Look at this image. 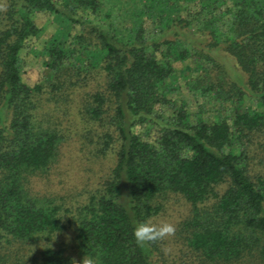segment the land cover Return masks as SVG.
<instances>
[{
	"label": "trees",
	"instance_id": "trees-1",
	"mask_svg": "<svg viewBox=\"0 0 264 264\" xmlns=\"http://www.w3.org/2000/svg\"><path fill=\"white\" fill-rule=\"evenodd\" d=\"M37 14L54 29L42 51L48 75L29 86L21 57L44 31ZM220 51L244 81L226 77ZM189 59L210 66L190 91L231 103L230 115L209 120L175 98L176 63ZM72 102L94 155L114 156L75 211L31 187L61 155ZM259 158L264 165V0H0V264H81L85 255L168 264L160 239L140 245L132 231L173 195L192 206L177 233L201 263L264 264ZM68 228L74 244L52 246Z\"/></svg>",
	"mask_w": 264,
	"mask_h": 264
},
{
	"label": "rangeland",
	"instance_id": "rangeland-1",
	"mask_svg": "<svg viewBox=\"0 0 264 264\" xmlns=\"http://www.w3.org/2000/svg\"><path fill=\"white\" fill-rule=\"evenodd\" d=\"M35 20L44 31L39 38H34L29 43L21 57L22 77L29 86L42 82L48 75L42 51L44 42L54 29L53 18L48 14H37ZM215 57L227 72V78L237 82L244 81V74L230 55L220 51ZM176 68L178 75L175 85L178 91L175 98L180 102L183 101L193 115L202 113L206 119L210 120L219 114H231V103H222L209 95L194 94L188 88L187 83L210 71V66L207 67V64H204L198 67L194 59H189L184 63H176ZM78 101H80V95H75L74 102ZM246 105L258 108L253 99L248 100ZM71 106L69 116L61 118V123L68 134V139L62 146L61 155L49 173L32 179L31 187L37 195L52 198L65 209L75 211L76 207L84 203L88 195L108 175L114 166V156L111 153L105 157L94 155V146L82 137L86 133L85 122L77 114V106L73 102ZM163 111L165 115L172 113L171 107H165ZM260 160V158L257 159L252 165L255 169H264ZM191 210L190 203L181 196L173 195L164 203L162 212L152 219L155 222L168 221L175 225L174 234L160 238L162 243L160 256L168 264H204L197 255L188 251L185 241L177 233L181 223L190 217ZM64 215L65 221L71 218V212L64 211ZM73 238L74 234L68 228L54 237L52 246H72ZM244 264L259 263L247 260Z\"/></svg>",
	"mask_w": 264,
	"mask_h": 264
},
{
	"label": "clouds",
	"instance_id": "clouds-1",
	"mask_svg": "<svg viewBox=\"0 0 264 264\" xmlns=\"http://www.w3.org/2000/svg\"><path fill=\"white\" fill-rule=\"evenodd\" d=\"M174 232L175 225L171 222H155L151 219H144L136 222L132 234L136 242L143 245L145 242L170 236ZM81 264H95V259L85 255Z\"/></svg>",
	"mask_w": 264,
	"mask_h": 264
}]
</instances>
